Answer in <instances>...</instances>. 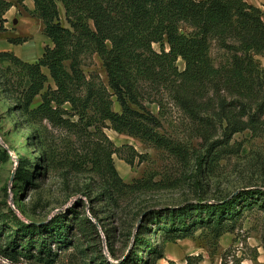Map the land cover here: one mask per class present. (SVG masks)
<instances>
[{"label": "rangeland", "instance_id": "374dc122", "mask_svg": "<svg viewBox=\"0 0 264 264\" xmlns=\"http://www.w3.org/2000/svg\"><path fill=\"white\" fill-rule=\"evenodd\" d=\"M58 10L60 23L68 26L59 3ZM183 30L190 31L186 26ZM47 41L39 49H23L32 57L19 59L35 62L44 46H52ZM152 46L158 50L156 44ZM208 54L214 66L227 65L229 55L216 40L210 41ZM257 59L264 65V55ZM78 60L85 78L103 84L110 92L97 53L85 48ZM176 65L183 70L181 58ZM41 72L46 76L43 88L26 102L27 71L11 60L0 59V146L8 154L0 160V219L12 210L21 220L39 222L73 207L96 223L89 212L92 209L112 229L113 249L120 256L131 245L144 211L196 199L214 202L249 188L264 191V114L254 108L241 116L238 109L234 117L226 119L219 117L213 104L186 111L166 92L154 94L146 88L141 103L158 121L156 126H147L152 140L116 132L93 108L81 112L66 102L57 105L51 101L50 115L36 111L41 93L56 88L48 70L42 67ZM110 99L112 110L120 112L115 96ZM231 100L226 97L228 103ZM251 117L252 126L240 122ZM242 125L241 130H234ZM18 158L29 164L26 170L34 174L32 185L13 177ZM252 201L256 203L236 216L233 230L218 237L198 229L190 237L163 243L159 232L152 233L153 241L162 244L163 263L185 264L190 256L199 257V264H264V202ZM4 223L12 227L9 218ZM150 228L153 231L156 226L150 224ZM98 231V238H87L74 229L72 244L57 250L54 264L88 263L98 251L109 257L105 236L99 227ZM2 235L0 264H35L6 258L1 251Z\"/></svg>", "mask_w": 264, "mask_h": 264}, {"label": "trees", "instance_id": "16d2710c", "mask_svg": "<svg viewBox=\"0 0 264 264\" xmlns=\"http://www.w3.org/2000/svg\"><path fill=\"white\" fill-rule=\"evenodd\" d=\"M32 2L34 8L29 13L41 20L42 32L52 46H44L41 56L32 63L22 61L12 52H0V59L11 60L27 71L26 102L43 88L46 76L41 68L48 70L56 88L41 93L42 101L36 111L50 115L51 101L57 105L66 102L81 112L93 108L116 132L152 140L155 139L147 126H156L158 121L141 103L147 89L154 94L166 92L186 111L213 104L219 117L226 119L234 117L238 109L240 116L248 114L250 108L264 114V65L257 59L264 55V12L245 0ZM58 3L68 26L60 23ZM10 5L11 2L0 0V31L4 30L3 16ZM183 26L190 31H184ZM211 40L227 51V65L211 63L208 54ZM85 48L92 49L102 60L110 92L103 84L87 80L79 69L78 57ZM178 58L184 62L180 71L176 65ZM111 95L115 96L120 112L112 110ZM203 97L207 98L205 102L201 101ZM226 97L233 99L231 103ZM252 117L240 122L252 126ZM243 125L234 130H241ZM7 157L0 146V160ZM28 165L18 158L13 177L32 185L34 174L28 173ZM111 172L118 178L113 167ZM256 198L264 202V191L249 188L214 202L196 199L176 207L144 211L132 234L131 245L120 256L113 249L112 229L92 209L89 212L96 223L73 207L39 222L21 220L10 210V215H2L0 219L4 238L1 251L11 260L54 264L57 250L72 244L70 236L74 229L87 238H98L99 227L109 257L98 251L83 264H156L164 257L163 247L153 241L152 233L159 232L163 243L190 237L198 229H206L218 237L233 230L236 216L256 203L252 201ZM7 218L12 227L4 223ZM150 224L156 226L155 230L151 231ZM192 258L187 256L185 264H192V260L193 264H199V257Z\"/></svg>", "mask_w": 264, "mask_h": 264}, {"label": "crops", "instance_id": "0c3cea01", "mask_svg": "<svg viewBox=\"0 0 264 264\" xmlns=\"http://www.w3.org/2000/svg\"><path fill=\"white\" fill-rule=\"evenodd\" d=\"M6 1L11 2V5L5 11L3 16L4 30L0 31V52H12L18 58H31L32 55H30V52H23L22 50L26 48L28 51H33L34 49H39L41 45L48 43V38L43 34V32H39V34L36 32L37 30H42V22L40 19L29 13L32 12L34 8L32 0H22L21 3H18L16 0ZM245 1L248 4L258 7L264 12V0ZM23 7H25V9ZM9 38L18 42L12 43L8 40ZM41 54L42 52H40L37 56V59L41 56ZM163 262H166L164 257L158 259L156 264H165Z\"/></svg>", "mask_w": 264, "mask_h": 264}]
</instances>
